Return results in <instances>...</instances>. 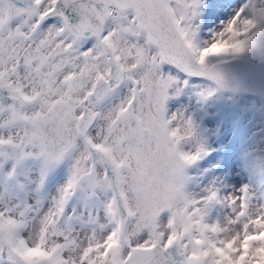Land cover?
<instances>
[{
    "label": "snow or ice",
    "instance_id": "obj_1",
    "mask_svg": "<svg viewBox=\"0 0 264 264\" xmlns=\"http://www.w3.org/2000/svg\"><path fill=\"white\" fill-rule=\"evenodd\" d=\"M0 264H264V0H0Z\"/></svg>",
    "mask_w": 264,
    "mask_h": 264
}]
</instances>
